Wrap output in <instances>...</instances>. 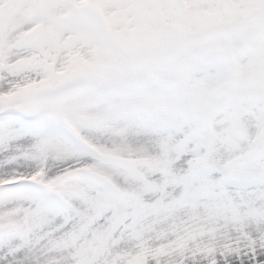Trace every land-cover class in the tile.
<instances>
[{
  "label": "snow or ice",
  "instance_id": "6c2138e0",
  "mask_svg": "<svg viewBox=\"0 0 264 264\" xmlns=\"http://www.w3.org/2000/svg\"><path fill=\"white\" fill-rule=\"evenodd\" d=\"M0 264H264V0H0Z\"/></svg>",
  "mask_w": 264,
  "mask_h": 264
}]
</instances>
